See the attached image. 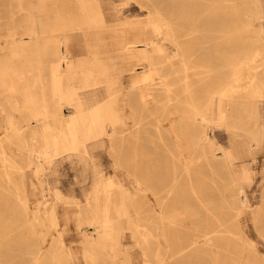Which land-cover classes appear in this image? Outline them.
Returning <instances> with one entry per match:
<instances>
[{
    "label": "rangeland",
    "instance_id": "rangeland-1",
    "mask_svg": "<svg viewBox=\"0 0 264 264\" xmlns=\"http://www.w3.org/2000/svg\"><path fill=\"white\" fill-rule=\"evenodd\" d=\"M231 3L234 18L238 20L232 35L234 49H250L257 53L253 69L242 71L243 76L255 77V95L251 96V87L242 86V83L233 85L227 120L239 129L226 130L223 126L211 124L208 136L211 150L215 149V161H206L201 157V151L191 147L190 130L195 123L183 115L173 101L167 102L158 77L129 92L130 78L125 76L120 85V99L126 97L129 100L125 103L128 106L124 111L125 117L132 113L137 122L132 133L128 132L121 140L115 139L112 149L107 148L106 143L100 148L96 145L98 140L89 139L85 145L92 148L89 151L86 147L82 158L75 151L57 150L55 155L52 148L48 150L49 161L42 164L43 176L41 174L39 178L46 182L50 194L48 199L57 194L52 204L56 208L59 224L56 230H52L47 228L46 222L40 225L32 219L40 194L31 171L35 164L28 168L26 165L31 158L29 149H34L38 139L31 140L28 132L14 134L9 130L11 125L20 124L27 94L25 86L27 81L35 79L36 74L34 47L28 46L21 59L12 58L14 53L9 52L15 51V38L27 39L22 34L28 27L39 30L38 0H0V38L5 39V46L0 48V63L15 64L22 72L19 79L9 74L3 75L4 81H0V264H29L27 254L21 250L22 245L26 241H36L44 231H47L45 239L61 234L66 252L73 256L72 259H65L63 264H264V0H256L258 5H254L263 17L253 20L247 31L242 30V25L249 16L253 0H232ZM102 5L109 8L104 12L107 13L108 23L114 27L142 23L154 13L148 0H102ZM29 20H32L31 23ZM69 35L71 60L85 59L83 37L75 31L69 32ZM194 41L195 35L184 30L180 39L187 67L184 74L191 90L200 93L208 79L196 70L201 64L196 59L197 48H191ZM159 43L166 56L174 55L175 51L168 41ZM173 63L172 70L182 75L179 58H175ZM157 66L161 68V74L168 73V63ZM142 70L137 69L136 74ZM171 78H174L173 81H170ZM178 79L171 76L164 80L170 84V98H173L172 93L181 89ZM13 80H25V83L18 82L14 84V89H10ZM27 88H30L29 85ZM139 90L152 96L146 108L139 101ZM30 92L38 97L37 85H33ZM63 113L67 110L63 109ZM125 122L131 125L130 119ZM246 129L256 131L255 141L248 139ZM204 149L210 151V147ZM222 153L231 156V165L223 162ZM122 158L129 172L134 168L135 175H142L145 181H141L143 189L148 187V183L152 190L153 186L160 184L158 179L153 178L156 170L165 173L164 190H169L164 201L166 218L156 220L150 213L149 205L155 203L150 190L137 192L132 178L121 175L123 169L116 164ZM18 166L24 168V180L15 170ZM96 170L104 177L114 176V181L124 184L133 195L132 208L139 210V215L137 218L131 208V223L141 227L138 232L132 233L130 222L119 219L115 225L121 244L118 254L115 249L117 256L111 259L108 255L113 253L107 252L106 258L92 263L83 257L82 236L76 227L75 217L77 206L84 203V195L92 189ZM147 173L152 178L148 177L146 181ZM23 202L31 218H24ZM195 239L196 246L175 254ZM157 243L159 253L165 255V261L161 263L155 258ZM124 257H127L126 263Z\"/></svg>",
    "mask_w": 264,
    "mask_h": 264
},
{
    "label": "bare ground",
    "instance_id": "bare-ground-1",
    "mask_svg": "<svg viewBox=\"0 0 264 264\" xmlns=\"http://www.w3.org/2000/svg\"><path fill=\"white\" fill-rule=\"evenodd\" d=\"M148 2L154 12L148 19L142 23L114 27L108 23V16L104 11L109 8L102 5V0H38L39 30L28 27L22 34L26 36V40H14L15 51L9 52L14 53L12 58L24 57L28 46L35 48L36 55L35 79L27 81V85L30 88L37 85L39 96L35 97L30 88L25 86L27 94L24 97L20 124L11 125L9 130L14 134L28 132L31 140L38 139L34 149H29L28 155L31 158L26 167L35 164L31 171L39 188L40 201L32 212V219L40 225L46 222L47 228L56 230L59 224L56 208L52 204L57 194L48 199L50 194L46 189V182L39 178L41 174L43 176L42 164L49 161L48 150L52 148L55 155L57 150L75 151L82 158L87 140L96 139L99 141L96 145L100 148L106 143L107 148L112 149L115 139H123L124 135L132 133L136 128L134 115L131 113L125 117L124 111L128 107L125 103L128 99H120V85L125 76L130 78L129 92L138 89L142 84L151 83L155 76L160 79L167 102L173 101L176 107L181 108V113L195 123L190 130L191 147L201 151V157L206 161H215V149L211 150L208 136L211 124L223 126L226 130L239 129L227 120L233 98V85L242 83V86L251 87L250 94L255 95V77L243 76L242 71L253 69L257 53L250 49H234L232 35L238 20L234 18L232 0ZM254 5H258L256 0H253L249 16L242 25L244 31L250 29L253 20L263 17ZM31 21L29 20L30 23ZM184 30L195 35L196 42L194 41L191 48H197L196 59L201 64L196 70L199 75L208 79L200 93L191 90L184 74L187 67L180 42ZM73 31L83 37L87 55L85 59L71 60L69 32ZM160 41L170 43L175 51L173 56L165 55ZM4 43L5 39L0 38V48L5 46ZM177 57L183 69L182 75L172 70ZM164 62L168 63L169 71L161 74V68L157 65ZM15 66L0 63V81H4L3 75L9 74L19 79L22 72ZM137 69L143 70L136 74ZM171 76L179 77L178 82L181 85L179 92L172 93L173 98L169 96L170 84L164 82ZM18 82L24 84L25 80H13L10 89H14V84ZM138 98L143 108L152 100L151 94L144 93L143 90H139ZM118 101L121 103L118 104ZM63 109L67 113H63ZM127 119L131 120V125L125 122ZM255 132L245 130L251 141H255ZM209 147L210 151L204 149ZM87 148L90 151L92 146ZM222 157L227 166L231 165V156L222 153ZM9 163L13 164L12 161ZM126 164L123 158L116 164L123 169L121 175L132 178L137 192L145 193L150 190L155 202L149 205L150 213L156 220L166 218L168 215L164 201L168 198L169 190H164L165 173L156 170L153 178L160 181V186H153L152 190L148 183V187L143 189L141 181H145L142 175H135L134 168L129 172ZM15 170L20 173L21 180H24V168L18 166ZM148 177L149 173L146 181ZM7 181L10 182V179ZM132 196L124 184L114 181V176L104 177L100 172H95L92 189L84 195V203L77 206L75 217L76 227L82 236V254L85 259L97 263L98 259L107 257V252L113 253L108 255L111 259L117 256L121 244L119 230L115 225L119 219L124 218L130 222L132 233L139 231L141 225L131 223ZM143 200H146V196ZM22 210L24 218H31L28 217L31 213L25 202L22 203ZM132 210L138 218L139 210ZM63 223L66 224L65 219ZM46 232H42L36 241H26L22 245L21 250L27 254L28 263L63 264L65 259H72V254L66 252L61 234L50 235L49 239H45ZM146 234L151 235L149 231ZM196 244V239L192 240L175 254L183 253ZM159 251L160 246L157 243L155 258L161 263L165 261V255H161ZM61 257L64 259H60ZM127 261V257H124V262Z\"/></svg>",
    "mask_w": 264,
    "mask_h": 264
}]
</instances>
